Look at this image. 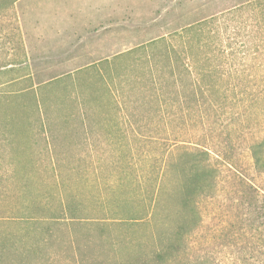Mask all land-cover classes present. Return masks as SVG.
I'll use <instances>...</instances> for the list:
<instances>
[{
	"label": "rangeland",
	"instance_id": "obj_1",
	"mask_svg": "<svg viewBox=\"0 0 264 264\" xmlns=\"http://www.w3.org/2000/svg\"><path fill=\"white\" fill-rule=\"evenodd\" d=\"M7 1L0 0V82L10 81L0 86V264H264V171L249 149L264 136V67L231 77L236 95L220 115L186 123L199 143L192 149L208 147L217 169L210 194L190 201L193 211L182 209L175 169L155 197L157 159L175 147V108L159 112L148 97L149 72L122 55L159 36L173 42L176 28L242 0ZM145 50L154 55L152 72L162 69L163 46Z\"/></svg>",
	"mask_w": 264,
	"mask_h": 264
},
{
	"label": "trees",
	"instance_id": "obj_2",
	"mask_svg": "<svg viewBox=\"0 0 264 264\" xmlns=\"http://www.w3.org/2000/svg\"><path fill=\"white\" fill-rule=\"evenodd\" d=\"M14 1L8 0L7 4ZM237 17L246 20L239 24ZM169 35V38L175 39L173 42L165 36H159L122 55H135L134 58H139L144 69L149 72L146 80L152 85L148 87V97L153 98L161 108L159 112L167 106L175 108V147H165L157 159L156 170H153L156 181L159 180L155 197L158 200L165 193V183L173 177L172 171L175 169V187L180 188L182 194V209L190 205L193 210L190 201L210 194L217 169L209 161L210 149L205 146L197 148L199 143L191 141L192 133L187 132L186 123L195 120L189 124L201 121L204 125V121H208L212 114L220 115L225 111V100L236 95L235 83L229 89L231 77L236 79L245 70L250 73L252 68L264 67V0H242L219 13L186 23ZM154 44L163 46L164 65L153 73L155 69L150 58L154 55L148 54L145 49ZM165 70L168 75L170 73L169 77L165 76ZM167 78L172 80V88L165 87V81H170ZM8 82H0V86ZM20 92L27 93L24 90ZM41 98L35 95L34 105L39 114L47 117V106ZM179 131L181 135L177 134ZM192 143L197 147L192 149ZM249 149L254 167L264 171V136L253 141ZM184 228L178 226L175 235L180 243ZM180 248L175 242V254ZM127 264L146 263L130 261ZM179 264L205 263L180 261Z\"/></svg>",
	"mask_w": 264,
	"mask_h": 264
}]
</instances>
